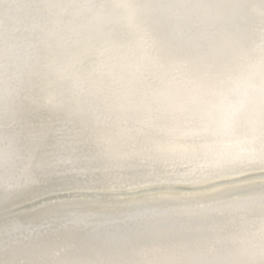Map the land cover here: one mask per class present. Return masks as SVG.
Instances as JSON below:
<instances>
[{"label":"snow or ice","instance_id":"obj_1","mask_svg":"<svg viewBox=\"0 0 264 264\" xmlns=\"http://www.w3.org/2000/svg\"><path fill=\"white\" fill-rule=\"evenodd\" d=\"M256 2L103 0L86 38L73 45L75 65L102 86L100 110L151 144L139 151L134 147L122 163L137 156L147 162L176 151L212 152L217 171L190 181L202 183L235 174L228 157L252 154L264 169V0H258L259 10ZM81 131H86L84 122L73 129L67 121L34 122L26 116L18 119L7 139L0 127V143L20 168V179L7 196L70 164ZM259 190L264 206V182ZM200 207L221 217L243 211L234 201L220 198ZM87 219L71 214L75 224ZM13 231L20 234L23 229L16 226ZM260 232L264 238V218ZM240 264H264V246Z\"/></svg>","mask_w":264,"mask_h":264},{"label":"bare ground","instance_id":"obj_2","mask_svg":"<svg viewBox=\"0 0 264 264\" xmlns=\"http://www.w3.org/2000/svg\"><path fill=\"white\" fill-rule=\"evenodd\" d=\"M89 2L91 5L84 7L83 0H0V116H3L0 127L5 138L15 129L18 119L26 116L34 122L67 121L73 129H79L84 122L86 131H81L75 155L77 158L72 161L74 166L91 167L100 161L98 154H106L105 149L109 154L115 147L124 149L116 161L109 159L107 155L103 156V167L99 164L97 173L106 174L108 177L105 180L98 184H71L66 188L48 190L43 188L34 194H40L36 196L37 200L25 208L58 201L72 202L94 198L110 204H126L139 198H144L147 204H179L180 218H173L169 213L158 210L153 214L147 211L126 215L121 226L118 224V229L121 234L135 236L137 240L130 239V250L126 254L121 253L119 257L113 255L115 251L112 252L108 244L104 245L105 253H110L109 258L114 264H128L129 259L137 264L193 263L195 261L192 259L199 256L195 248L203 249L200 244L209 241L204 239L206 236L201 231L202 222L216 229L212 230V235L217 230L221 232L224 238L219 242H224L226 248L255 252L261 250L264 246V238L260 232L264 218L262 197L256 199L248 194L261 193L259 189L261 182H264V169L255 162L252 154L238 158L228 157L227 163L237 170L236 173L210 183L190 181H195L201 174L217 171L214 167L217 156L212 152L201 151L191 160L182 159L176 162H161L163 160L157 158L144 162L137 156L134 161L119 164L122 157L134 147L139 151L151 144L146 137L138 136L132 131L129 125L100 110L102 86L98 81L84 77L75 65L76 49L73 45L86 38L87 35L82 32L89 29V22L103 0ZM254 7L260 9L258 0ZM30 109L35 111H29ZM48 111L57 114L53 116ZM12 148L14 151L15 146ZM109 161L117 166H108L105 162ZM11 163L7 146L0 143V194L4 183L2 173L7 168L10 169ZM217 187L222 191L213 193L212 189ZM63 189L64 192H61ZM46 194L49 195L41 197ZM218 198L234 201L243 211L221 217L200 207L201 204L212 203ZM66 219L60 220L54 229L41 233L42 236H36V231H33L31 237L25 236L23 230L24 235L17 237L18 233L15 235L9 230L6 231L8 233L3 242L6 232H2L0 264H61L65 257V263H71L69 252H60V247L63 246L61 240L62 235L68 234L72 226L77 224L70 220L62 225ZM173 219L175 221L172 225H165L172 223ZM177 223H186L189 227L187 233H196L189 247H186L187 242L184 239L177 240L172 235L175 230H170ZM224 224L227 227H223ZM1 225L3 223L0 217V231ZM195 227L200 228L197 231ZM91 228L90 230L89 226H82L79 239L83 242L88 239L92 243L90 236H95V239L97 236L101 237V240L106 238L107 233L100 228L95 225ZM139 231L143 232V238ZM194 244L197 247L194 248ZM39 250H43L44 255L33 258ZM131 255L133 256L130 257Z\"/></svg>","mask_w":264,"mask_h":264},{"label":"water","instance_id":"obj_3","mask_svg":"<svg viewBox=\"0 0 264 264\" xmlns=\"http://www.w3.org/2000/svg\"><path fill=\"white\" fill-rule=\"evenodd\" d=\"M84 7L87 5H91L89 0H83ZM87 28V27H83ZM80 29V28H79ZM82 29V28H81ZM89 29H86L82 33L85 35L88 34ZM40 112V111H37ZM45 112V111H43ZM51 115H56L57 112L48 111ZM56 113V114H55ZM50 115V116H51ZM52 116V117H53ZM126 131V130H125ZM127 132V131H126ZM129 132V131H128ZM148 140V139H147ZM124 149L119 147H115L111 150L110 154L108 151L105 152L106 154H98V158L100 161L95 162L90 166H74L73 162L69 164V166H64L61 171L56 175H51L42 180L41 183L35 186L24 187V188H17L15 189L10 196H7L9 192V188L16 185L20 179V168L14 167L11 163L10 169H6L2 173V177L4 176V183L3 189L1 192V205H0V217L3 225H1L2 232H6L13 229L16 226H20L25 231V236L29 235L30 237L33 235V231H36L34 234L36 236H42L41 233H45V231L54 229V227L58 224V222L62 219H66L62 225L67 224L71 220V214L77 213L82 216L88 217L87 221L83 224L73 225L69 233L66 235H62L63 240L62 245L60 247V252L66 253L69 252V258L71 259V263L77 264H114L113 260H111L110 253H105L104 245L108 244L110 246V250L113 252V255L119 257L120 254H126V251L130 250V244L132 240H137L135 236H126L120 233V229H118V224L121 226L124 217L128 214L136 213V212H147L150 211V214L155 211H163L165 213H169L173 218H180L179 214V204L177 203H159L154 202L152 204L145 203V199H135L131 200V202L126 204H119L114 203L110 204L104 200H100L99 198L94 199H83L79 201H72V202H63L58 201L54 204H43L42 206H28L25 208L26 205H31L35 200H37L36 196L34 195L38 192V190H45L54 189L57 187L66 188L69 185L73 184H98L99 182L105 180L108 176L103 173H97L99 170V164L103 167V156L107 155L109 159L115 160L117 157L123 152ZM173 153V154H172ZM201 152H196L193 154L182 155L180 151L176 152H168L164 154H160L156 156L157 159L163 160L161 162H176L178 160L186 159L191 160L198 156ZM206 153V152H204ZM115 157V158H112ZM77 156H72L71 159L74 161ZM103 161V162H102ZM108 166L115 167L117 166L115 163L112 162H105ZM104 163V164H105ZM119 164H127L119 162ZM7 174V175H6ZM6 176V177H5ZM56 191V190H55ZM64 192V189L61 191ZM66 192V191H65ZM50 194V193H49ZM49 194L41 195L42 198H45ZM262 193L259 194H248L253 198H261ZM39 198V197H38ZM143 201V203H139ZM164 201V200H162ZM135 203H139L134 205ZM175 205V206H174ZM181 205V204H180ZM264 215V210H263ZM184 218V217H183ZM175 219H173L172 223H165V225L170 226L174 223ZM5 222V223H4ZM89 226L90 230L91 227L94 225L97 228H100L103 232L107 233L106 238L101 240V237L97 236H90L89 239H92V243L90 241L85 242L80 240L78 236L79 232H81L82 226ZM208 226V227H207ZM43 228V230H41ZM187 224H176L175 228L170 230L173 231L172 235L177 240L184 239L187 242L186 247H189L191 243V239L194 236V232L187 233L188 230ZM200 227H195L198 231ZM212 230H216L211 228V226L205 222H202V229L201 231L205 234V240H209L208 243H201L200 245L203 247L196 249V244H194V248L199 254L198 258L192 259L193 263L190 264H240L241 261L248 259L252 256L258 255V252L248 250V249H239V248H226L224 242H219L220 239H223L224 236L221 234L219 230L215 232L214 235L211 234ZM169 231V232H170ZM3 235V242L6 240L7 233ZM140 232V231H139ZM29 233V234H27ZM40 233V235H39ZM16 235L17 233L14 232ZM141 238H143V232L139 233ZM219 234L220 236L216 235ZM24 235L20 233L17 235ZM73 237L72 239H67ZM203 237V236H202ZM8 246H6L7 249ZM202 249V250H201ZM11 250V249H8ZM7 250V251H8ZM48 252V249H45ZM6 250H3L4 253ZM9 252V251H8ZM44 251L39 250L37 254L33 258H40L44 255ZM62 254V255H63ZM34 256V255H33ZM131 255L130 257H132ZM46 257V255H45ZM66 258V257H65ZM63 258L61 264L65 263L66 260ZM166 258V257H165ZM91 259V260H90ZM82 260V262H77ZM89 262H84L88 261ZM69 263V264H71ZM128 264H137L132 261V259L128 260Z\"/></svg>","mask_w":264,"mask_h":264}]
</instances>
